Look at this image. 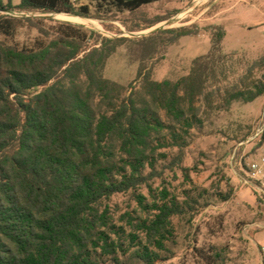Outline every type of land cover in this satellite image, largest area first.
<instances>
[{"label":"trees","instance_id":"trees-1","mask_svg":"<svg viewBox=\"0 0 264 264\" xmlns=\"http://www.w3.org/2000/svg\"><path fill=\"white\" fill-rule=\"evenodd\" d=\"M101 1L133 12L158 0ZM11 7L0 0V10ZM17 8L89 14L72 0H19ZM10 25L0 19V34L10 36ZM214 30L209 52L193 59L185 75L157 81L140 64L129 89L103 75L108 57L128 38L102 37L87 47L81 27L61 22L54 38L32 46L0 39V264H101L104 258L119 264L126 253L153 264L161 257L173 235L171 217L192 207L165 187L160 204H149L136 189L160 175L155 164L165 157L162 149L177 150L168 164L174 167L195 129L234 102L264 95V57L229 81L236 62L222 51L224 29ZM161 33L171 34L163 41L170 44L197 30ZM127 192L140 209H155L150 218L123 214L129 232L109 210L111 198ZM196 252L204 264H227L224 249Z\"/></svg>","mask_w":264,"mask_h":264},{"label":"rangeland","instance_id":"rangeland-1","mask_svg":"<svg viewBox=\"0 0 264 264\" xmlns=\"http://www.w3.org/2000/svg\"><path fill=\"white\" fill-rule=\"evenodd\" d=\"M72 2L76 10L87 6L89 14L20 9L19 0H10L13 7L0 10V19L11 21V35L0 34V39L32 46L38 39L54 38L61 22L81 27L87 47L102 37L128 38L103 69L105 78L126 89L136 80L140 64L150 67L157 81L185 75L193 59L209 52L212 33L218 32L215 27L224 29L222 51L236 62L229 81L264 57V0H158L133 12L110 9L101 0ZM178 27L197 33L164 44L171 34L160 31ZM263 129L264 95L249 103L234 102L229 111L219 112L195 129L174 167L168 164L177 150H161L165 157L155 164L160 175L148 181L150 187L143 185L135 192L142 193L149 204H160L159 192L165 187L178 203L185 206L187 201L192 208L185 206L186 214L171 217L173 235L153 264H204L196 249L207 246L224 249L227 264H264V178L247 175L249 164L264 156V139L255 135ZM109 210L126 232L130 229L123 214L143 219L155 212L140 209L130 192L114 195ZM119 258V264H144L128 253ZM101 264L114 263L104 258Z\"/></svg>","mask_w":264,"mask_h":264},{"label":"built area","instance_id":"built-area-1","mask_svg":"<svg viewBox=\"0 0 264 264\" xmlns=\"http://www.w3.org/2000/svg\"><path fill=\"white\" fill-rule=\"evenodd\" d=\"M263 130H258L255 134L259 136ZM264 156H262L259 160L253 161L249 164L247 175L251 179H262L264 178Z\"/></svg>","mask_w":264,"mask_h":264},{"label":"bare ground","instance_id":"bare-ground-1","mask_svg":"<svg viewBox=\"0 0 264 264\" xmlns=\"http://www.w3.org/2000/svg\"><path fill=\"white\" fill-rule=\"evenodd\" d=\"M57 15H58V14H57ZM57 15H56V16H57Z\"/></svg>","mask_w":264,"mask_h":264},{"label":"water","instance_id":"water-1","mask_svg":"<svg viewBox=\"0 0 264 264\" xmlns=\"http://www.w3.org/2000/svg\"><path fill=\"white\" fill-rule=\"evenodd\" d=\"M168 24H169V23H168ZM168 24H167V25H168Z\"/></svg>","mask_w":264,"mask_h":264}]
</instances>
